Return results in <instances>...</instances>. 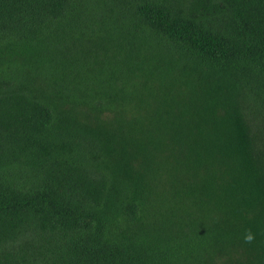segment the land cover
<instances>
[{
  "label": "trees",
  "instance_id": "1",
  "mask_svg": "<svg viewBox=\"0 0 264 264\" xmlns=\"http://www.w3.org/2000/svg\"><path fill=\"white\" fill-rule=\"evenodd\" d=\"M0 264H264V0H0Z\"/></svg>",
  "mask_w": 264,
  "mask_h": 264
},
{
  "label": "clouds",
  "instance_id": "2",
  "mask_svg": "<svg viewBox=\"0 0 264 264\" xmlns=\"http://www.w3.org/2000/svg\"><path fill=\"white\" fill-rule=\"evenodd\" d=\"M245 239H246V241L250 242L253 239V237L251 234H247Z\"/></svg>",
  "mask_w": 264,
  "mask_h": 264
}]
</instances>
